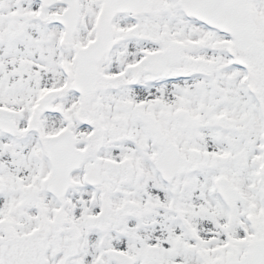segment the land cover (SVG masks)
<instances>
[{
  "label": "snow or ice",
  "instance_id": "obj_1",
  "mask_svg": "<svg viewBox=\"0 0 264 264\" xmlns=\"http://www.w3.org/2000/svg\"><path fill=\"white\" fill-rule=\"evenodd\" d=\"M0 264H264V0H0Z\"/></svg>",
  "mask_w": 264,
  "mask_h": 264
}]
</instances>
